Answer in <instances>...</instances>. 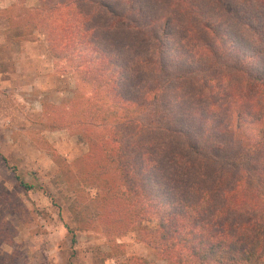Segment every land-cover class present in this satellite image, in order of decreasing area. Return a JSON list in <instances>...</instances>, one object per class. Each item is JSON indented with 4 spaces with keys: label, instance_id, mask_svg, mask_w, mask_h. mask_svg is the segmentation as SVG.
Returning <instances> with one entry per match:
<instances>
[{
    "label": "trees",
    "instance_id": "trees-1",
    "mask_svg": "<svg viewBox=\"0 0 264 264\" xmlns=\"http://www.w3.org/2000/svg\"><path fill=\"white\" fill-rule=\"evenodd\" d=\"M115 1L38 8L74 11L67 47L108 62L81 73L100 98L65 178L98 192H77L72 213L120 234L149 223L142 239L167 264H264V0Z\"/></svg>",
    "mask_w": 264,
    "mask_h": 264
},
{
    "label": "rangeland",
    "instance_id": "rangeland-1",
    "mask_svg": "<svg viewBox=\"0 0 264 264\" xmlns=\"http://www.w3.org/2000/svg\"><path fill=\"white\" fill-rule=\"evenodd\" d=\"M41 3L0 0V264H122L133 256L167 264L142 239L149 223L120 234L71 211L77 192H98L65 178L90 151L87 112L100 98L81 73H101L108 62L86 42L69 49L62 24L77 25L75 12L42 14ZM16 173L35 187L26 190Z\"/></svg>",
    "mask_w": 264,
    "mask_h": 264
}]
</instances>
